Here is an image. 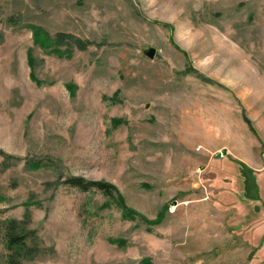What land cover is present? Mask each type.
I'll return each mask as SVG.
<instances>
[{"label": "rangeland", "instance_id": "374dc122", "mask_svg": "<svg viewBox=\"0 0 264 264\" xmlns=\"http://www.w3.org/2000/svg\"><path fill=\"white\" fill-rule=\"evenodd\" d=\"M11 220L20 264H264V0H0V264Z\"/></svg>", "mask_w": 264, "mask_h": 264}, {"label": "trees", "instance_id": "16d2710c", "mask_svg": "<svg viewBox=\"0 0 264 264\" xmlns=\"http://www.w3.org/2000/svg\"><path fill=\"white\" fill-rule=\"evenodd\" d=\"M82 48V47H81ZM9 157H6V159ZM6 165H2L4 168ZM63 185L71 188H75L79 191L89 192L95 190L102 193L104 196L114 201L118 207H122L124 211V205L122 200L118 196L114 187L105 182H93L87 181L80 177L69 176L62 181ZM34 231L27 230L25 227H20L19 223L15 220L8 221L5 224V247L8 250V264H20L24 259H28L37 252V248L27 246V240L32 239Z\"/></svg>", "mask_w": 264, "mask_h": 264}, {"label": "water", "instance_id": "95a60500", "mask_svg": "<svg viewBox=\"0 0 264 264\" xmlns=\"http://www.w3.org/2000/svg\"><path fill=\"white\" fill-rule=\"evenodd\" d=\"M145 55L149 58H153L154 56V49L150 48L145 52Z\"/></svg>", "mask_w": 264, "mask_h": 264}]
</instances>
